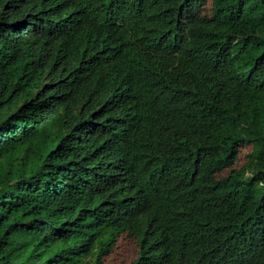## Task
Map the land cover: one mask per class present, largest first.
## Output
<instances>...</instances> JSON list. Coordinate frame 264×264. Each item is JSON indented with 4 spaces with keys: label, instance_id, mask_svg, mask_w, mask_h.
Masks as SVG:
<instances>
[{
    "label": "trees",
    "instance_id": "1",
    "mask_svg": "<svg viewBox=\"0 0 264 264\" xmlns=\"http://www.w3.org/2000/svg\"><path fill=\"white\" fill-rule=\"evenodd\" d=\"M122 237L264 264V0H0V264Z\"/></svg>",
    "mask_w": 264,
    "mask_h": 264
},
{
    "label": "rangeland",
    "instance_id": "2",
    "mask_svg": "<svg viewBox=\"0 0 264 264\" xmlns=\"http://www.w3.org/2000/svg\"><path fill=\"white\" fill-rule=\"evenodd\" d=\"M243 151L246 152V150ZM241 155L242 153L240 154V157ZM133 244L134 243L131 240H127L125 237L120 238L116 244L117 247L114 248V250L107 257L105 256V258L103 259L104 262L108 264L130 263L135 258ZM85 264H90V261H87Z\"/></svg>",
    "mask_w": 264,
    "mask_h": 264
},
{
    "label": "flooded vegetation",
    "instance_id": "3",
    "mask_svg": "<svg viewBox=\"0 0 264 264\" xmlns=\"http://www.w3.org/2000/svg\"><path fill=\"white\" fill-rule=\"evenodd\" d=\"M91 234V233H90Z\"/></svg>",
    "mask_w": 264,
    "mask_h": 264
}]
</instances>
